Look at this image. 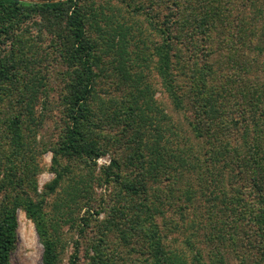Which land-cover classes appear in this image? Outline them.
<instances>
[{"label":"trees","instance_id":"obj_1","mask_svg":"<svg viewBox=\"0 0 264 264\" xmlns=\"http://www.w3.org/2000/svg\"><path fill=\"white\" fill-rule=\"evenodd\" d=\"M125 1L133 11L144 9L139 0ZM148 1L150 8L163 3L170 10L174 6L178 10L170 17L169 13L164 14L165 27L161 30L171 40L154 49L158 55L157 70L177 109L185 108L186 92L182 90L189 89L187 97L191 109H196L195 119H190L189 125L194 133L192 137L202 145L178 129L163 105H159L144 68L149 66L147 62L153 51L147 52L150 45L141 38L143 32H135V27L124 15L120 17L122 20L113 19L115 8L118 14L122 13L121 8H109L112 11L109 14L108 7L100 5V9H94L82 0H0V264H11V254L18 240V208L35 223L43 245L42 264H60V236L56 237L50 230L53 223L44 209L48 192H38L40 167L35 156L41 148L39 154L53 152L56 165L63 156L81 158L93 165L105 154L96 136L100 118H96L97 113L90 104L100 74L94 69L98 45L88 27L96 25L99 30L102 21L107 27L104 30L110 50L115 49L118 84L123 86L125 82L128 88L115 115L121 122L118 112L122 108L127 112L125 128L132 130L129 140L132 144L126 160L134 175L123 177L115 159L106 169H117L113 171L114 181L132 196L130 209L138 218L133 230L135 234H142L139 239L142 251L147 247L146 264L225 262L218 255L205 262L200 252H195L191 258L179 246L172 247L167 242L168 234L156 221L157 216L164 213L161 203L155 201L158 199H152L150 182L172 178L174 170L180 174L188 170L196 172L201 196L211 201L212 211L221 213V217L224 214L230 218L233 214L245 224L255 226L254 234L245 231L240 241L245 242L256 264H264V102L261 96V101L259 96L255 97L252 88L233 91L235 84L229 89L226 82L216 81L214 73H217L215 66L218 64L209 60L210 54L204 53L199 43L204 38L208 41L214 31L223 41L230 38L238 44L236 49H241L253 32L259 43L264 37V0H247L254 9L252 18L259 24V30L253 27L254 21H247L246 14L240 12L246 0H240L245 2L243 4L236 0H195L190 15L185 11L188 8L185 0ZM236 8L238 12H233ZM234 16L238 20L233 25ZM201 34L204 38L199 37ZM236 38L242 39L241 43ZM58 60H65L69 68L64 102L67 122L59 142L49 148L38 147L36 139L30 138L35 134H28L32 129L21 123L22 112L30 115L31 121H37L33 117V107L46 90L39 73L50 70ZM231 60L243 71L241 61ZM175 69L180 72L175 73ZM183 76L190 80L188 84ZM230 96H236L231 104V100L228 102ZM21 163L23 172L20 171ZM63 174L62 170H57L56 177L48 184V191H54ZM227 221L224 219L225 226L229 224ZM235 225L232 223L231 228L233 226L238 234ZM251 235H254L253 240ZM130 237L131 232L125 231L126 241ZM218 238L221 243L229 240L225 233ZM232 238L237 244L235 233ZM75 258L71 264H77ZM91 263L113 262L101 248H96Z\"/></svg>","mask_w":264,"mask_h":264},{"label":"rangeland","instance_id":"obj_2","mask_svg":"<svg viewBox=\"0 0 264 264\" xmlns=\"http://www.w3.org/2000/svg\"><path fill=\"white\" fill-rule=\"evenodd\" d=\"M139 1L144 6L142 11H133L132 8L127 7L125 0H82V3L86 6H93L94 9H100V5L108 7L107 13L109 14L112 12L109 8L119 7L122 9V13L118 14L117 8H115L114 12L116 13L113 19L122 20L120 17L124 15L126 21L135 27V32H143L141 38H145L146 43L150 45L147 52L153 51L150 54L149 62H147L149 66L144 68H146V80L152 83L155 98L159 105H163L172 120L177 123L178 129L181 128L188 138L202 145L192 137L194 133L189 125V120L195 119L194 114L196 113V109H191L190 99L187 97L189 89L185 87L182 90L184 93L186 92L185 108L177 109L170 94L165 90L157 70L158 55L154 53V49L171 40L170 36L161 30L165 27L164 14L167 12L170 17L178 10L175 6L170 10L163 3L150 8L148 0ZM249 3L246 0L244 7L239 8L240 12L246 14L247 21H254L253 27H257L256 29L259 30V24L252 18L254 9L249 6ZM184 5L188 7L185 11L190 15L192 7L195 6V0H185ZM237 8L233 12H238ZM232 19L234 25L238 18L234 16ZM88 27L91 37L98 45L96 50L98 60L94 69L100 74L96 82V92L90 104L97 113L96 118H100L96 136L99 144L105 150V154L97 158L96 164L93 165L86 163L81 158L70 159L64 156L60 158V164L56 165L53 161V152L45 151L39 154L41 152V148H39L40 150L36 151L35 156L40 167L37 176L38 192H48L44 209L49 221L53 223L50 230L56 237L60 236L58 238L60 264H71L75 256L77 264H92L96 248H101V251L110 257V261L113 262L111 264H146L149 259V255L145 253L147 247H145L146 251H142L140 246L142 242H139L142 234H135L133 230L138 218L134 217V211L130 209L132 196H128L126 189L114 181L113 173L117 169L114 167L106 169L115 159L120 164L123 177L134 175V171L132 172V168L127 165L126 160L132 144L129 142L132 130L127 131L125 128L124 119H127L125 116L127 112H124V108L118 112L121 122L117 121L115 115L119 108L118 103L123 102L128 88L125 86V82L123 86L118 84L119 74L115 70L116 53L115 49L110 50L109 41L105 36L104 28H107L105 22H101L99 30L96 29V25L92 27L90 24ZM253 33L246 40V44L241 46V49H236L238 44H235L230 38L223 41L222 36L215 31L211 33V36L209 35L208 41L201 34L199 37L204 40L199 43L200 47H203L204 53L210 54L209 60L218 64L214 65L217 68V73H214L216 81L226 82L229 89L232 83L235 84L233 91L240 92L241 89L252 88L255 97L259 96L260 100L261 96L264 102V37L258 43L256 41L257 34L254 36ZM130 36L131 34H128V37ZM236 40L241 43L242 39L236 38ZM139 44L141 47L143 46L142 41ZM131 47L136 48H134V44ZM132 55L134 56L133 53ZM230 58L241 61V65H244L243 71ZM65 63V60H58L55 65L50 66V70L39 73V76L43 77L46 90L45 95L33 107V117L37 121H31L30 115L25 111L22 112L21 123L33 130L30 133L28 130V134H35L27 135V137L36 139L38 147L44 145L49 148L59 142L63 136L67 122L64 104L67 92L65 77L69 70ZM174 71L175 73L180 72L179 69ZM183 80L187 84L190 81L186 76H183ZM234 98L236 96H230L228 102L231 100L230 104L233 103ZM23 168L24 165L21 163L20 171L23 172ZM230 169H232L231 166ZM57 170H62L64 174L55 184L54 191L50 192L47 187L56 177ZM197 177L196 172L188 170L180 174L179 171L174 170L172 178L164 177V179L155 180L157 182H150L153 187L152 199H158L155 201L161 203V211L164 213L157 216L156 221L160 229L168 234L167 242L172 247L179 246L191 258L195 256V252H200L201 258L205 262H210L218 255V257L224 258V264H256L253 254L248 252L249 249L245 246V242L240 241L241 237L245 236V231L254 234L255 226L252 223L245 224L233 214L228 218L225 217L227 215L223 214L221 217V213L212 211L211 201L209 203L206 196H201ZM73 194H77V196ZM1 198L2 193H0V201ZM213 209L215 210L214 206ZM17 215L18 240L11 254V264H42L43 245L35 223L22 208H18ZM224 219H227L229 223L226 226ZM232 223L236 224L235 227L238 226L236 228L239 230L238 234L233 226L231 228ZM125 231L131 232L129 241L125 239ZM224 233L229 240L221 243L218 237ZM234 233L237 235V244L232 238ZM251 236L253 240L254 235Z\"/></svg>","mask_w":264,"mask_h":264},{"label":"water","instance_id":"obj_3","mask_svg":"<svg viewBox=\"0 0 264 264\" xmlns=\"http://www.w3.org/2000/svg\"><path fill=\"white\" fill-rule=\"evenodd\" d=\"M32 1H34V0H32ZM44 2V1H43Z\"/></svg>","mask_w":264,"mask_h":264}]
</instances>
